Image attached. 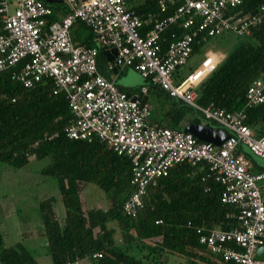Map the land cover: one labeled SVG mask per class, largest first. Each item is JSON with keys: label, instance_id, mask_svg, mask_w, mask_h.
<instances>
[{"label": "built area", "instance_id": "1", "mask_svg": "<svg viewBox=\"0 0 264 264\" xmlns=\"http://www.w3.org/2000/svg\"><path fill=\"white\" fill-rule=\"evenodd\" d=\"M135 1L62 0L66 13L56 20L43 0H0V73L11 71L12 79L25 88L49 80L53 93L64 94L68 101L72 119L65 128L67 139H97L130 160L135 191L122 206L127 216L137 215L147 188L157 186L174 166H207L205 178L213 176L221 185V202L236 211L227 217L236 219L239 227L198 229L199 244L215 264H264L255 259L256 250L264 247V171L251 172L248 160L238 153L244 146L264 159V133L260 136L246 124L247 111L264 104V75L252 81L244 107L235 112L196 102V89L223 54L207 51L178 84L174 80L196 46L226 34L248 35L264 20V6L255 14H244L242 0H157L156 13L138 15L131 4ZM77 22L89 28L97 48L74 44L71 33ZM102 48L117 51V70L133 67L230 136L216 146L190 132L150 124L149 105L139 95L133 100L98 71ZM114 67L108 62L109 71ZM144 93L146 88L141 89Z\"/></svg>", "mask_w": 264, "mask_h": 264}, {"label": "trees", "instance_id": "2", "mask_svg": "<svg viewBox=\"0 0 264 264\" xmlns=\"http://www.w3.org/2000/svg\"><path fill=\"white\" fill-rule=\"evenodd\" d=\"M134 4L133 10L138 15L158 11L157 0H136ZM62 5L50 7L55 10ZM262 6L264 0H242L240 10L255 14ZM175 30L179 33L178 28ZM234 36L235 47L223 55L214 71L196 89V100L203 107L227 112L241 110L248 87L264 75V20L252 27L248 35ZM71 39L76 45L98 47L92 32L82 23H75ZM201 47L196 46L192 56ZM100 61L107 67L101 51L97 56L101 74ZM118 71L119 68L115 75ZM144 79L149 86L145 87L146 93H138L142 103L149 105L152 115H165V119H154L150 124L184 130L186 115L192 110ZM149 94L156 99V106L160 102L163 112H153ZM71 119L65 95L54 94L49 80L25 88L12 79L11 71L0 73V163L15 171L24 169L31 158H47L48 164L38 173L56 180L57 198L64 208L60 219L56 196L38 203L52 264L86 257L92 264H165L168 256L179 257V264H215L203 254L206 251L199 244L198 229L230 230L239 227V223L227 217L236 211L221 202V185L213 176L205 178L209 173L207 166L203 169L186 163L174 166L157 186L147 188L137 215L127 216L122 206L135 191L130 160L97 139L91 142L67 139L65 128ZM246 124L263 135L264 104L247 111ZM81 183L96 186L110 207L91 206L84 211ZM95 254L102 257L92 259ZM0 264L38 262L21 242L6 246L0 234Z\"/></svg>", "mask_w": 264, "mask_h": 264}, {"label": "rangeland", "instance_id": "3", "mask_svg": "<svg viewBox=\"0 0 264 264\" xmlns=\"http://www.w3.org/2000/svg\"><path fill=\"white\" fill-rule=\"evenodd\" d=\"M131 4L133 7L134 3ZM52 5L55 6V4ZM13 9L14 6H11L10 11L12 12ZM236 41L237 39L234 35L210 38L201 50L196 52L187 64L178 71L179 74H176L174 77L175 84H178L197 67L207 51H214L223 55L228 54L235 47ZM100 64L102 73L106 76L112 74L107 70L103 61H100ZM118 77V83L120 80L126 79L133 82L134 86L132 89L136 94L139 93L141 86H149L148 82L130 67H126V70L122 69ZM148 100L153 112H163L164 108L160 102L157 103V106L155 105L156 99L152 94H149ZM189 108L192 111L186 115L185 129H181L182 131H189L196 123L201 124V126H210L214 129L220 128L215 122L204 120L197 111L191 107ZM152 118L163 120L165 119V115L160 113L152 115ZM238 153L244 155L248 160L251 172L258 173L264 171V159L255 156L243 146L239 147ZM48 161L47 158L42 160L31 158L24 169L15 171H11L0 163V234L3 242L6 246L21 242L36 258L38 264H52L47 251V242L38 209L39 201L52 196H56L57 198L58 196L56 180L54 178H44L38 173L39 170L48 164ZM79 188L80 200L84 211L91 206L103 209L110 207L105 197L101 195V192L93 184L85 185L81 183ZM57 213L60 219H62L64 208L59 197L57 198ZM203 254L211 261L207 252H203ZM167 258L168 260L165 264H179L181 261L176 256H168ZM88 263L92 264L90 261Z\"/></svg>", "mask_w": 264, "mask_h": 264}, {"label": "water", "instance_id": "4", "mask_svg": "<svg viewBox=\"0 0 264 264\" xmlns=\"http://www.w3.org/2000/svg\"><path fill=\"white\" fill-rule=\"evenodd\" d=\"M47 4H58L62 3V0H43ZM102 55L106 58L108 62H113L115 67L113 72H116L117 66L120 65V60L117 59V51L115 49L107 50L105 48L101 49ZM135 100V97H132ZM197 139L203 142H208L216 146H220L229 136V132L225 129L218 128L214 129L210 126H201V124H195L190 129ZM255 259L259 261H264V247H260L256 250Z\"/></svg>", "mask_w": 264, "mask_h": 264}, {"label": "crops", "instance_id": "5", "mask_svg": "<svg viewBox=\"0 0 264 264\" xmlns=\"http://www.w3.org/2000/svg\"><path fill=\"white\" fill-rule=\"evenodd\" d=\"M54 12H55V19L56 20H58V19H60V17H62L65 13H66V9H65V6L64 5H62V6H60V7H58V8H56L55 10H53ZM203 47V46H202ZM201 47V48H202ZM201 50V49H200ZM122 69H125L126 70V68H121V69H119V71L116 73V75H115V72H112V71H110L112 74L111 75H105L104 73H102L101 72V75H103L105 78H107V79H109V80H112L114 83H115V85L119 88V89H121L122 91H130V92H133L135 95H138V94H136L135 93V91H133V86H134V83L133 82H131V81H129V80H120L119 81V83H118V79H119V77H118V75H119V73L122 71ZM133 69V68H132ZM108 70V69H107ZM134 70V69H133ZM135 71V70H134ZM128 73V72H127ZM113 76V77H112ZM115 76V77H114ZM141 76V75H140ZM142 77V76H141ZM142 88H145V86H141L140 87V90H139V92L141 91V89ZM152 112H151V118H150V121L153 123V121H154V119L152 118ZM84 264H90V263H88V262H85Z\"/></svg>", "mask_w": 264, "mask_h": 264}, {"label": "snow or ice", "instance_id": "6", "mask_svg": "<svg viewBox=\"0 0 264 264\" xmlns=\"http://www.w3.org/2000/svg\"><path fill=\"white\" fill-rule=\"evenodd\" d=\"M209 63H210V61H209Z\"/></svg>", "mask_w": 264, "mask_h": 264}]
</instances>
